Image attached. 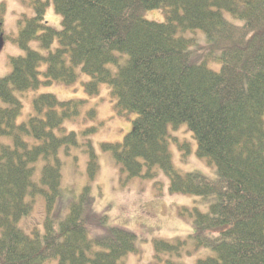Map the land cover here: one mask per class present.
Masks as SVG:
<instances>
[{"label":"trees","instance_id":"trees-1","mask_svg":"<svg viewBox=\"0 0 264 264\" xmlns=\"http://www.w3.org/2000/svg\"><path fill=\"white\" fill-rule=\"evenodd\" d=\"M50 1L61 29L44 20L46 4L38 2L21 23L25 55L0 77V264H126L138 253L135 231L94 212L91 184L59 213L62 156L86 145L91 183L100 170L92 141L81 144L80 133L65 127L79 120L86 100L42 93L21 121L18 93L73 85L81 72L89 77V96L108 85L117 115L136 114L123 141L101 149L129 178L153 177L157 166L170 177L172 193L208 204L181 214L192 219L193 235L154 240L150 264H183L200 248L212 254L197 264H264V0ZM157 10L164 21L146 19ZM34 40L48 53L33 49ZM88 116L95 119L96 111ZM184 124L197 156L216 166L215 178L175 168L169 128ZM39 195L43 226L26 228ZM25 218L30 233L20 227Z\"/></svg>","mask_w":264,"mask_h":264},{"label":"rangeland","instance_id":"rangeland-1","mask_svg":"<svg viewBox=\"0 0 264 264\" xmlns=\"http://www.w3.org/2000/svg\"><path fill=\"white\" fill-rule=\"evenodd\" d=\"M38 2L46 4L44 20L56 30L61 29V16L56 13L50 0H0V42L2 43L0 77L9 75L13 58L25 55L26 52L18 43L20 31L23 28L21 23L24 24V21L34 16V6ZM146 19L162 22L164 13L162 10L150 11L146 14ZM30 46L43 54L48 53V50L43 49L40 42L36 40L30 42ZM87 81L89 77L81 72L78 81L73 85L56 83L25 94L18 93L17 96L24 105L21 121L26 120L32 113V101L42 93L54 94L61 101L86 100L79 120H68L65 122V127L68 131L74 130L80 133L81 144H85L88 139L92 141L99 156L100 170L95 182L91 183L86 145L74 148L69 156H62L64 161L63 195L58 203V207L62 209L59 213L64 215L84 187L91 184L94 212L100 215L108 214L110 224L133 230L138 235V253L130 254L126 264H150L154 259V240L174 241L177 238L184 239L193 235L195 229L192 219L181 214L184 213L185 208L191 209L197 205L206 211L208 204L200 205L201 199L192 195L172 193L169 189L170 177L157 166L153 169L155 172L153 177L129 178L127 176L113 155L101 149V143L122 142L131 131L136 114L118 116L115 109L116 101L112 98L110 87L102 85L98 95L89 96L84 90V83ZM91 109L96 111L95 119L88 116V111ZM90 127H95L97 130L90 135L81 134ZM169 141L172 161L179 172H195L212 179L216 177V166L208 165L206 160L197 156V141L187 125L184 124L179 129L170 127ZM146 170L147 168L144 171ZM44 208V196L39 195L36 197L31 219L25 224L26 228H32L35 225L38 227L40 223H42L41 227L43 226ZM96 217L97 215L90 216V230L93 232L100 228L95 222ZM27 218L20 222V227L30 233L33 229L28 230L23 225ZM191 248L192 245H190ZM211 254L210 249L200 248L179 261L183 264H197L199 259Z\"/></svg>","mask_w":264,"mask_h":264},{"label":"water","instance_id":"water-1","mask_svg":"<svg viewBox=\"0 0 264 264\" xmlns=\"http://www.w3.org/2000/svg\"><path fill=\"white\" fill-rule=\"evenodd\" d=\"M2 43L0 42V49H1Z\"/></svg>","mask_w":264,"mask_h":264}]
</instances>
